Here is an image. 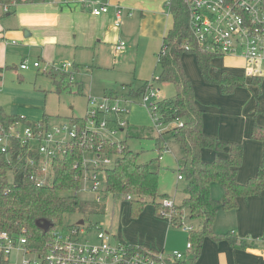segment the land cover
<instances>
[{
  "label": "crops",
  "instance_id": "0c3cea01",
  "mask_svg": "<svg viewBox=\"0 0 264 264\" xmlns=\"http://www.w3.org/2000/svg\"><path fill=\"white\" fill-rule=\"evenodd\" d=\"M92 1L94 5L107 3L108 12L94 15L91 7L83 5L79 0H22L12 4L7 12L0 5V67H8V63L13 61L12 53L21 58L19 65L24 60L32 61V66L33 62L40 61L47 68L49 65L61 64L63 58L72 61L73 67H101L105 62L109 63V55H113L112 66L116 64L132 74L129 78L130 87L126 86L129 90L133 89L132 86L140 88L158 76L159 54L165 36L173 26L169 0ZM118 7L121 8V16L119 24H116ZM120 40L125 42V48L115 53L114 44ZM185 54L181 57L184 71L193 84L196 100L204 108L203 130L224 142L243 145L237 180L246 183L260 166H264V145L250 138L251 129L247 127V120L243 121L241 116H245L248 102L254 101L250 92L255 93L258 106L261 105L260 100L264 99V77L255 78L257 81L253 82L251 77L245 75V71H238L230 63L231 59L224 58H240L244 61L239 55L215 57L212 62L217 70L212 71L213 76L217 77L219 71L225 69L245 79L243 86L229 94H222L218 85L204 82L195 55ZM11 66L14 68L16 64ZM168 84L158 83L159 91L162 93V88L168 87ZM198 89L201 91L199 96ZM170 93L172 89L168 97ZM132 98L139 101V97ZM259 119L260 124H264V117ZM201 156L204 160H211L214 151L203 149ZM212 185V196L221 199L223 189L218 183ZM143 209L136 217L128 212L127 217L119 218L118 222L121 220L122 223L110 233L113 241L142 245L164 254L180 250L185 253V264H264V191L247 198L238 197L237 206L233 209H218L213 230L218 235L234 233L237 236L236 246H232L226 238L214 240L204 237L200 252L193 260L192 254L186 249L188 234L183 240L175 230L177 225L157 215L152 207L145 211ZM193 226L197 228L198 223ZM239 240L243 241V247L238 246ZM181 246L184 248L180 249Z\"/></svg>",
  "mask_w": 264,
  "mask_h": 264
},
{
  "label": "trees",
  "instance_id": "16d2710c",
  "mask_svg": "<svg viewBox=\"0 0 264 264\" xmlns=\"http://www.w3.org/2000/svg\"><path fill=\"white\" fill-rule=\"evenodd\" d=\"M21 1L0 0V5ZM168 7L173 17V26L165 36L159 54L160 73L156 81L159 84H172L174 93L169 98L160 99L158 103L161 122L170 127L158 134L156 140L159 154L163 150L161 143L166 142L163 139L164 134L177 142L181 150L177 169L185 179V186L182 190L181 203L176 208L184 216L176 215L171 223L179 226V218L182 217L185 221L198 222L197 228L194 229L191 224L192 229L188 231L191 248L187 251L192 254L193 260L200 252L204 237L214 240L226 238L232 246H236L237 236L234 233L218 235L214 232L213 222L216 213L219 208L226 210L235 208L238 197L247 198L264 191V166H260L246 183H239L237 174L242 162L243 145L224 142L204 132V108L195 98L193 84L182 65V55L187 52L194 54L204 82L218 85L223 94H229L235 88L243 86L245 79L244 76L225 69H221L217 77L213 76L212 71L217 69L212 61L221 55L198 45L189 28L190 11L184 0H169ZM2 72L3 68L0 67V80ZM57 74L66 77L63 73ZM255 78L258 76L251 77V81L256 82ZM146 87L147 83L136 90L130 89L128 96L139 97L146 91ZM16 119L18 115L0 112V122L4 125ZM70 119L80 124L85 121L82 117ZM179 122L182 123L181 126L178 125ZM128 127L129 125L126 129ZM128 135L129 132L125 136ZM250 136L264 145V127L253 124ZM90 148L113 158L112 163L104 171L105 192L115 196H130L129 213L133 217H136L148 202L153 203L156 214L161 216L159 214L160 208L163 209L161 202L167 195L159 191V164L154 160L138 162V153L129 148L126 138L112 142L90 132L82 148L73 147L63 158L53 163L51 181L40 187L29 179V169L22 163L10 171L0 159V231L24 234L27 237V245L39 251L44 248L54 228L76 226L64 224L66 214L75 211H98L101 207L97 201H86L76 195L79 189L76 176L81 171V150L85 152ZM209 148L214 151V157L211 160H204L201 151ZM213 183H218L223 189L221 199L212 196ZM43 220L53 224L46 232L37 226V222ZM243 244V241L239 240L238 246L243 247ZM130 247L154 252L142 245ZM0 264L8 262L0 256Z\"/></svg>",
  "mask_w": 264,
  "mask_h": 264
},
{
  "label": "built area",
  "instance_id": "2783aa9c",
  "mask_svg": "<svg viewBox=\"0 0 264 264\" xmlns=\"http://www.w3.org/2000/svg\"><path fill=\"white\" fill-rule=\"evenodd\" d=\"M83 5L91 7L94 15L108 12L107 3L93 4L92 0H79ZM189 7V28L193 37L203 49L224 55H239L249 64L245 75L247 77H264V72L257 64L264 59V0H184ZM9 5H1L4 12L9 11ZM121 8H116V24H119ZM125 48V42L120 40L114 44L115 53ZM33 66L42 72L63 73L69 76L73 64L64 62L57 65L41 68L40 61L33 62ZM19 67L26 69L28 62L24 60ZM158 76L153 77L146 87V91L139 96L140 105L148 111L154 128L162 133L161 116L158 103L159 90L156 87ZM130 97L108 94L101 101L89 98L87 113L83 117L84 123H77L73 119L58 126L50 127L45 118L36 122H28L23 115L8 125L0 122V159L13 169L22 163L28 171V177L36 186H43L51 181L53 163L63 158L73 147L82 148L88 133L93 132L101 139L110 141V136L126 129L129 112ZM182 125L181 122L178 123ZM165 144V143H164ZM168 146L165 144L163 151ZM80 173L76 176L79 189L85 182H90L88 190L95 194L93 200L99 202V186L101 178L105 182L104 171L112 163V157L93 148L82 149ZM162 152V151H161ZM162 154V153H161ZM161 154L159 158L161 157ZM87 155H93L87 158ZM11 173V172H10ZM178 179L182 175L178 173ZM105 188V183H104ZM129 199L130 196H126ZM163 209L159 210L162 217L170 222L178 215L172 198L162 199ZM179 226L183 231L192 229L185 220L179 218ZM24 231V229H23ZM82 232L79 224L54 228L44 248L37 251L27 245L24 234L0 231V256L9 263L8 256L12 251L22 254L21 264H184L185 253L172 250L169 254L163 252H146L132 249L130 245L113 241L109 232L98 227L96 230L97 242L80 239ZM191 243H186V249Z\"/></svg>",
  "mask_w": 264,
  "mask_h": 264
},
{
  "label": "rangeland",
  "instance_id": "374dc122",
  "mask_svg": "<svg viewBox=\"0 0 264 264\" xmlns=\"http://www.w3.org/2000/svg\"><path fill=\"white\" fill-rule=\"evenodd\" d=\"M190 54L193 55L189 52L185 55L190 56ZM11 56L13 61L8 63V67L3 66L2 79L0 80V112L2 111L9 115H23L30 123L45 118L50 127L58 126L68 122L70 118H83L87 113L89 98L101 101L108 94L117 95L118 97H129L127 95L129 88L126 86H129V78L132 74H128L127 71L120 69L116 64L113 67V55H109V63L105 62L101 67L91 66L89 68L88 65L73 67L70 69L69 76L65 78L60 74L52 76L42 72L40 69L37 70V68L32 66V61L29 59V67L27 69H20L19 63L21 62V58L13 53ZM224 58L231 59L229 60L230 63L242 73L249 68V64L245 60L242 61L240 58L230 57ZM60 62L72 63V61L66 58H63ZM12 64H16V67L13 68L11 66ZM257 66L264 72V59ZM41 68H43L42 64ZM159 68L156 73H160ZM190 74L192 73L190 72ZM123 84L126 85L122 86ZM155 84L159 90L157 81ZM172 86V84H168V87H170L169 90L167 89L168 87H163L162 93L159 91L160 99L169 98L168 92L171 89L172 93H170V96L174 93V87ZM132 88L136 90L139 87L132 86ZM200 92V89H198V96ZM250 93L254 103H249V99L247 100L248 108L245 109V116L242 114L241 117H243V121L247 120V127L249 129L253 126L252 123L262 127L264 124H260L261 120L259 117H264V99L260 100L261 105L258 106L257 96L255 93ZM132 99L134 100V98ZM132 99L129 100L131 101ZM127 107L129 112L126 115V119L129 122V127H132H128L129 129L127 128L117 133L116 137L110 136V138L111 140H122L126 138L129 148L138 153V162L145 163L154 160L159 164V191L167 195L168 198L174 197L175 201H173L175 202L174 206L176 208L181 203L182 190L185 186L184 178L177 179V163L181 158L179 144L164 134L163 139L166 142L163 141L161 146L164 147L166 144L168 149L160 152V154L162 153V157L157 162L160 154L157 149L156 139L159 133L154 128V123L148 111L144 106L139 104L137 98L134 102L132 101L131 104H128ZM169 127L170 125L161 123L160 129L163 132ZM242 127H244V123ZM128 132L129 135L125 136ZM92 157L93 155H87V158ZM102 180L101 178L98 191L100 196L98 203L101 208L98 211L91 212L75 211L66 214L64 218L65 225L78 224L77 222L79 220H83V223L79 224L82 232L78 233V237L82 240L88 238L91 242H97L96 230L98 227L112 234V230L118 224L122 223L121 220L118 222L119 218H122V216L127 217L128 215L129 200L124 196H115L105 192ZM89 184L90 182L83 183L80 191L76 194L79 198L86 201H92L95 196L94 193L89 192L87 189L83 190V187L86 186L88 188ZM149 207L153 209V203H146L143 211ZM177 211L178 214H181V211ZM181 216L184 215L181 214ZM185 222L188 225H195V223L197 225L198 223L196 220L195 222L191 220L190 222ZM123 224L125 223L123 222ZM175 230L183 237V240L185 239L184 236L188 234L180 226L175 227ZM179 248L182 249L184 247L181 246ZM21 259V253L12 251L8 256V264H21Z\"/></svg>",
  "mask_w": 264,
  "mask_h": 264
},
{
  "label": "water",
  "instance_id": "95a60500",
  "mask_svg": "<svg viewBox=\"0 0 264 264\" xmlns=\"http://www.w3.org/2000/svg\"><path fill=\"white\" fill-rule=\"evenodd\" d=\"M77 223L82 224L83 220H79ZM37 226L40 229H42L44 232H46L53 226V224L49 222L48 220H43V221L37 222Z\"/></svg>",
  "mask_w": 264,
  "mask_h": 264
}]
</instances>
